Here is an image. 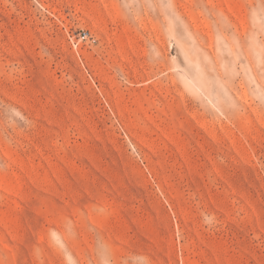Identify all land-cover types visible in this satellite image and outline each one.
<instances>
[{
  "label": "rangeland",
  "instance_id": "374dc122",
  "mask_svg": "<svg viewBox=\"0 0 264 264\" xmlns=\"http://www.w3.org/2000/svg\"><path fill=\"white\" fill-rule=\"evenodd\" d=\"M0 264H264V0H0Z\"/></svg>",
  "mask_w": 264,
  "mask_h": 264
},
{
  "label": "built area",
  "instance_id": "2783aa9c",
  "mask_svg": "<svg viewBox=\"0 0 264 264\" xmlns=\"http://www.w3.org/2000/svg\"><path fill=\"white\" fill-rule=\"evenodd\" d=\"M87 37H88V33L86 31L79 33V40L87 39ZM72 40L74 42V38H72Z\"/></svg>",
  "mask_w": 264,
  "mask_h": 264
}]
</instances>
